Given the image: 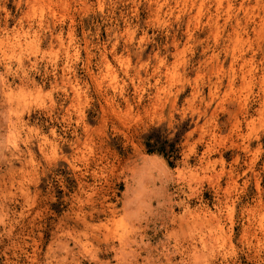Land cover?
Segmentation results:
<instances>
[{
    "label": "clouds",
    "instance_id": "clouds-1",
    "mask_svg": "<svg viewBox=\"0 0 264 264\" xmlns=\"http://www.w3.org/2000/svg\"><path fill=\"white\" fill-rule=\"evenodd\" d=\"M195 7L193 0H0V264H264V0H226V10L200 4L158 118L135 129L136 149L107 113L101 123L79 75L81 66L90 72L97 46L85 45L82 57L73 25L62 39L75 17L96 19L109 42L124 39L125 75L136 91L121 81L105 95L113 107L135 106L156 87L148 46L157 35L172 37ZM197 32L208 34L192 39ZM201 48L211 64L250 58L243 87L239 71L192 67ZM97 51L102 73L105 53ZM189 70L201 73L191 105L181 104ZM225 81L241 98V123L251 121L243 155L209 115L205 86ZM161 125L162 142L180 134L178 152L167 157L145 146L150 128Z\"/></svg>",
    "mask_w": 264,
    "mask_h": 264
},
{
    "label": "rangeland",
    "instance_id": "rangeland-1",
    "mask_svg": "<svg viewBox=\"0 0 264 264\" xmlns=\"http://www.w3.org/2000/svg\"><path fill=\"white\" fill-rule=\"evenodd\" d=\"M53 3L56 0H52ZM196 3L194 9V15L188 17L184 24L179 28L178 31L174 32L172 37L157 35L152 44L148 46V52L151 54V66L148 69V75L152 76L150 83L156 87L150 89L145 94L136 97L132 104L125 103L123 101L117 100L116 106L113 107L108 104L107 97L105 95V90L108 94L115 92L114 85H118L123 81L128 85L131 93H135L136 89L132 87V81L128 80L126 73L131 75V69L124 65V60L126 58L125 53V40H112L109 42V33L106 28L101 26L97 32L98 21L96 19H84L81 20L79 17L73 19H67L62 39L65 41L68 38V25H73V32L75 37L80 43L82 49L81 56L87 57L88 53L85 49V45L94 44L97 47L92 48V52L95 53L92 59L89 61L90 72H85L83 66H81V71L79 75L81 78L86 79L90 84V91L92 93V100L95 105V111H98L101 115V123H103L104 114L107 113L109 118L120 124V127L124 132L129 133L127 139L131 143L132 137L135 135V129L139 125L140 127H147L154 119L158 118V113L160 111L158 107V101L160 96H164L166 90L174 84L177 76V64L179 58H183L186 55V47L191 43L189 37V22L191 20L199 17L201 13L200 4L204 0H193ZM217 5H225L226 10V0H212ZM52 11L55 13L56 8ZM145 16V13H141ZM122 25V22H121ZM193 28L196 27L195 24L192 25ZM123 30V28H121ZM208 33H195L192 39H203ZM215 36V33H211ZM149 35H152L149 31ZM142 39V33H138L133 36V42H139ZM57 43L58 42H54ZM97 48H101L104 51L103 57V72L96 68V64L100 62V53ZM129 63H135L131 58H128ZM144 62H147V57L144 58ZM250 58L248 60H239L237 62V56H233L225 66L223 63L211 64L210 56L204 53L203 48H201L194 57V64L192 67L198 68L201 64L206 65L209 73H236L240 72V78L237 82V89L243 87L245 72L250 69L246 65L250 64ZM158 70V71H157ZM144 75L143 69H141V76ZM201 73L194 70L188 71V77L192 81V85L187 88L181 97V104L191 105L190 97L195 95L194 89L197 85L198 78ZM39 79V78H37ZM47 88L48 85L46 84ZM205 94L212 101L210 116L215 115L221 127V131L232 135L233 146L237 148L240 155H243L244 148L240 147L243 145V141L248 137L250 133L249 124L251 121L241 123L242 117L239 113L242 110L241 98L236 94V90L233 89L227 81L224 82V86L220 89L214 87L205 86ZM159 94V95H158ZM149 97H152L150 99ZM70 103V101H69ZM68 105H66L67 107ZM171 107V105H169ZM141 122H143L141 124ZM200 127L203 128L204 122L200 121ZM182 131L188 130L187 121H185L181 126ZM161 129V132L165 131L164 125L159 127L150 128ZM149 130V132H150ZM195 130V126H194ZM148 132V133H149ZM147 133V134H148ZM182 134V132H181ZM198 138V137H197ZM179 140V139H178ZM179 143V141H178ZM131 147L136 149V144L131 143ZM254 154L260 151V145H254ZM201 155H203V149H201ZM231 159L239 160V155L231 157ZM251 161H249L250 163ZM246 171V166H245ZM244 174L243 172L241 173ZM240 181L238 180L237 183Z\"/></svg>",
    "mask_w": 264,
    "mask_h": 264
},
{
    "label": "trees",
    "instance_id": "trees-1",
    "mask_svg": "<svg viewBox=\"0 0 264 264\" xmlns=\"http://www.w3.org/2000/svg\"><path fill=\"white\" fill-rule=\"evenodd\" d=\"M179 135L175 138L174 143H166L162 142V132L161 129L156 128L150 130L148 134L145 136V146L149 153L152 151H158L159 153H162L165 155V157L169 156L170 154L178 152V149L176 148V144L178 143ZM154 141V143L152 142Z\"/></svg>",
    "mask_w": 264,
    "mask_h": 264
}]
</instances>
